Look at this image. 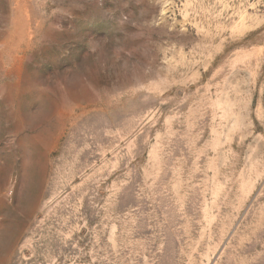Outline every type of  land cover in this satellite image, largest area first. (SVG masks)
Wrapping results in <instances>:
<instances>
[{"label":"rangeland","instance_id":"obj_1","mask_svg":"<svg viewBox=\"0 0 264 264\" xmlns=\"http://www.w3.org/2000/svg\"><path fill=\"white\" fill-rule=\"evenodd\" d=\"M0 264H264V0H0Z\"/></svg>","mask_w":264,"mask_h":264}]
</instances>
